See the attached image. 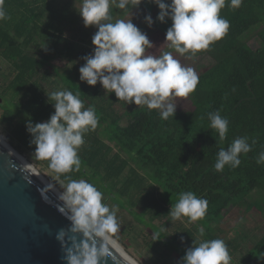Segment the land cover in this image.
Masks as SVG:
<instances>
[{
  "label": "trees",
  "instance_id": "1",
  "mask_svg": "<svg viewBox=\"0 0 264 264\" xmlns=\"http://www.w3.org/2000/svg\"><path fill=\"white\" fill-rule=\"evenodd\" d=\"M81 2L4 0L7 18L0 20L1 120L18 143L35 149L26 124L29 119L33 124L46 122L54 114L47 95L59 90L78 94L85 108H95L98 126L84 135L78 153L80 170L64 174L67 181L85 179L94 184L109 208L116 210L117 218L124 219L123 223L157 253L159 262L167 264L173 255L179 262L193 241L222 239L231 257L251 240L240 264H264L263 234L250 235L238 228L237 238L227 241L218 234L230 207L244 206L247 211L259 206L264 211V164L257 163L264 152V29L257 33L260 46L253 49L249 44L251 32L263 22L264 0H243L238 9L226 4L221 10L220 15L230 23L227 34L196 54H208L215 62L198 75L191 93L196 108L167 120L159 110L146 106L133 104L131 110L116 111L114 93L109 97L99 82L91 87L80 80L79 68L85 63L83 57L93 53L92 37L97 31L84 27L78 14ZM110 11L113 21L128 15L115 5ZM133 11L140 17L133 23L142 32L144 25L149 27L145 22L149 14L159 33L166 35L171 27V20H156L158 6L149 0ZM59 59L70 67L52 64ZM215 111L229 121L224 141L210 127L208 114ZM126 118L129 122L123 125ZM238 137H246L252 150L241 154L238 167L216 171L219 150ZM16 148L22 152L20 146ZM258 190L261 198L251 199ZM188 191L208 201L206 216L190 228H176L168 237L164 231L162 239L154 242L153 232L175 225L168 214L179 194ZM202 227L206 233L200 236Z\"/></svg>",
  "mask_w": 264,
  "mask_h": 264
},
{
  "label": "clouds",
  "instance_id": "2",
  "mask_svg": "<svg viewBox=\"0 0 264 264\" xmlns=\"http://www.w3.org/2000/svg\"><path fill=\"white\" fill-rule=\"evenodd\" d=\"M143 0H82L78 14L84 27H95L92 37L94 46L91 55L83 57L85 63L79 68L80 80L95 87L99 82L106 93H114L118 101L128 105L146 106L159 110L162 119L175 116V98L188 97L199 82L192 67L182 66L171 51L152 54L154 45L147 34L134 23L132 9ZM158 6L156 20L164 23L171 20L165 36L166 46L181 56L207 50L210 45L227 34L230 23L220 13L226 4L238 9L243 0H149ZM131 14V19L113 21L111 7ZM4 0H0V20L6 19ZM149 27L154 23L151 15L145 16ZM54 107L48 121L35 123L31 119L26 130L35 146L34 157L48 161V167L61 175L78 172L81 160L79 149L84 144V135L94 131L98 118L93 106L85 108L78 94L68 90L53 91L47 95ZM210 127L224 141L229 121L219 111L208 114ZM255 141H253V144ZM252 150L246 137L234 139L228 147L217 154L214 168L222 172L225 166L240 165L241 154ZM258 164H264V152L258 155ZM51 187V186H50ZM60 212L70 222V227L60 230L56 239L60 242L64 264H107L111 255L110 241L120 230L116 210L104 202V194L85 179H68L58 195ZM208 201L198 198L193 192L179 194L178 202L172 205L169 216L173 221L187 218L188 223L202 220L207 213ZM162 228L153 232V241L161 240ZM204 235L203 228L199 229ZM80 237V239H77ZM165 237V236H164ZM183 242V240H182ZM178 264H231V256L222 239L193 241Z\"/></svg>",
  "mask_w": 264,
  "mask_h": 264
},
{
  "label": "water",
  "instance_id": "3",
  "mask_svg": "<svg viewBox=\"0 0 264 264\" xmlns=\"http://www.w3.org/2000/svg\"><path fill=\"white\" fill-rule=\"evenodd\" d=\"M60 206L58 196L0 144V264H64L56 236L70 222ZM110 249L107 264H131Z\"/></svg>",
  "mask_w": 264,
  "mask_h": 264
},
{
  "label": "rangeland",
  "instance_id": "4",
  "mask_svg": "<svg viewBox=\"0 0 264 264\" xmlns=\"http://www.w3.org/2000/svg\"><path fill=\"white\" fill-rule=\"evenodd\" d=\"M137 11V9L135 10ZM133 11L132 17L133 22L134 20L139 19L140 17L136 18L137 13ZM125 20L131 19V14L129 13L125 18ZM141 20V19H140ZM138 21V20H137ZM144 33L147 34L148 39L154 45L153 49L149 50L152 54L159 55L163 51H171L174 58L180 60L182 66L185 67H192L197 75H200L202 71H205L208 67H210L214 62L213 58L208 54L203 55H195L190 56V54H185L181 56L179 53H176L173 49H169L166 46L161 47L165 43V36L159 31H156V28L153 26L147 27L146 25L143 26ZM264 29V18L263 22L260 23L252 32L254 33L253 36L249 39V44L252 46L253 49H257L260 46L259 38H257V34L255 32ZM53 65L63 68L69 66L66 61L62 60H54ZM1 69L5 70L6 65L5 63H1ZM52 77H55L54 71H52ZM2 78H0L1 81ZM105 95L110 97L111 92L106 93L103 89ZM117 101V100H116ZM177 105V109L175 113H188L193 112L196 108V104L194 103L195 100L190 94L188 97L184 98H175L173 101ZM114 108L116 111H126L131 110L133 108L132 105H128L124 101H117L114 104ZM2 109L0 108V134L5 138V140L15 149L17 146H20L22 152L17 150L21 153L46 179H48L53 185H55L59 191L63 190V187L67 184V176L61 175L59 179H57L56 174L48 167V161L44 160H37L33 155L35 149L26 148L23 144L18 143L17 137L13 135L11 129L8 127L1 120ZM129 122V118H126L123 121V125H126ZM17 149V148H16ZM69 179V178H68ZM261 198V191L258 190L252 193L251 199L256 200ZM259 206H255V208H251L245 211L244 206L241 207H230L227 211L224 212V219L221 221L219 227L222 232H218L219 235L225 241L228 239H232L235 237L237 238V234L235 231L239 228L242 229L243 232L246 234L257 233L259 235H264V211ZM123 220H119L117 218V222L120 225V230L114 235L113 240H115L123 249L124 251L134 259L135 262L138 264H166L164 262H159L160 259L157 253H154L145 243L143 237H137V235L130 229L129 226L123 223ZM175 225L171 227V229L165 231L166 236L168 237L170 234L174 232V230L181 229V228H190L194 223H188L187 218L183 219L182 221H174ZM205 226V225H204ZM204 232L206 233V229L202 227ZM148 240V239H147ZM148 242V241H147ZM251 244V240H248L243 245L242 251L239 254L232 256L231 261L232 264H240V257L243 254L244 249H248L249 245ZM177 256L173 255L172 258L169 259L167 264H178Z\"/></svg>",
  "mask_w": 264,
  "mask_h": 264
},
{
  "label": "bare ground",
  "instance_id": "5",
  "mask_svg": "<svg viewBox=\"0 0 264 264\" xmlns=\"http://www.w3.org/2000/svg\"><path fill=\"white\" fill-rule=\"evenodd\" d=\"M0 144L4 146L12 154L13 157H15L18 161L28 167L46 187L52 190L57 196L59 195V189L55 185H53L48 179H46L21 153L14 149L1 134ZM109 243L111 248H113L117 253L122 255L131 264H138L124 251V249L115 240L112 239Z\"/></svg>",
  "mask_w": 264,
  "mask_h": 264
},
{
  "label": "crops",
  "instance_id": "6",
  "mask_svg": "<svg viewBox=\"0 0 264 264\" xmlns=\"http://www.w3.org/2000/svg\"><path fill=\"white\" fill-rule=\"evenodd\" d=\"M79 8H80V6H79ZM258 32H255V35L257 34ZM251 46V45H250ZM252 47V46H251Z\"/></svg>",
  "mask_w": 264,
  "mask_h": 264
}]
</instances>
